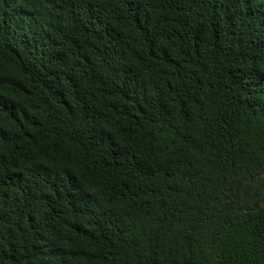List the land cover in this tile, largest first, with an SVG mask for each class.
<instances>
[{
  "label": "trees",
  "instance_id": "trees-1",
  "mask_svg": "<svg viewBox=\"0 0 264 264\" xmlns=\"http://www.w3.org/2000/svg\"><path fill=\"white\" fill-rule=\"evenodd\" d=\"M263 190L264 0H0V264H264Z\"/></svg>",
  "mask_w": 264,
  "mask_h": 264
},
{
  "label": "water",
  "instance_id": "water-1",
  "mask_svg": "<svg viewBox=\"0 0 264 264\" xmlns=\"http://www.w3.org/2000/svg\"><path fill=\"white\" fill-rule=\"evenodd\" d=\"M263 196H264V190L257 197H263ZM251 204H253V202Z\"/></svg>",
  "mask_w": 264,
  "mask_h": 264
},
{
  "label": "flooded vegetation",
  "instance_id": "flooded-vegetation-1",
  "mask_svg": "<svg viewBox=\"0 0 264 264\" xmlns=\"http://www.w3.org/2000/svg\"><path fill=\"white\" fill-rule=\"evenodd\" d=\"M252 203V202H251Z\"/></svg>",
  "mask_w": 264,
  "mask_h": 264
}]
</instances>
